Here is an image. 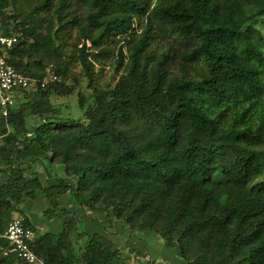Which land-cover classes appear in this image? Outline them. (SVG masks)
Masks as SVG:
<instances>
[{
  "label": "trees",
  "instance_id": "obj_1",
  "mask_svg": "<svg viewBox=\"0 0 264 264\" xmlns=\"http://www.w3.org/2000/svg\"><path fill=\"white\" fill-rule=\"evenodd\" d=\"M16 1L0 0V17ZM53 1L41 0L20 28L15 18L1 24L0 36L17 42L0 46V56L33 85L15 94L7 118L0 109V160L7 166L0 169V237L13 212L43 195L50 206L46 221L65 223L58 232H41L26 219L41 264H125L117 244L90 235L83 221L103 212L132 231L156 233L178 247L187 264H264V156L255 151L264 146V54L254 27L264 19V0H157L154 7V0H89L96 10L88 15L90 28L81 30L77 59L89 79L88 43L123 35L133 48L127 64L119 55L115 86L79 94L78 120L52 106L54 96L66 95L62 84L42 88L47 64L55 67L53 77H67L71 67L58 63L69 0H59L46 34L35 17ZM132 14L148 17L139 36ZM156 29L162 39L196 44L189 52L170 45L157 55ZM169 62L180 74L170 72ZM228 139L236 145L224 143ZM142 175L157 180L150 195L147 185L137 189ZM222 188L224 203L215 198ZM147 206L151 213L139 221ZM77 207L81 218H69ZM0 264L28 263L0 249Z\"/></svg>",
  "mask_w": 264,
  "mask_h": 264
},
{
  "label": "rangeland",
  "instance_id": "obj_2",
  "mask_svg": "<svg viewBox=\"0 0 264 264\" xmlns=\"http://www.w3.org/2000/svg\"><path fill=\"white\" fill-rule=\"evenodd\" d=\"M41 0H17L16 5H11L8 9L4 10L3 16L0 17V35L5 29L1 24L6 22L7 19H16V25L20 28L23 19L26 14L32 11L33 8ZM157 0L153 1V6L156 4ZM59 0H54L52 7H48L46 10L40 11L35 17L41 23L39 27L43 34L47 33L48 27L53 19L57 16L55 14L56 7ZM96 9L92 6L89 0H69L68 6L65 10L66 22H69L67 27L61 30V34L65 37L61 45V49L58 53L62 59L60 64H64V68L71 65L69 68L67 77H57V81L63 85L66 92L65 96H54L52 99V106L59 107L64 111L65 115L69 117L79 119L81 117V111L79 110V94L84 93L85 95H90L96 93L97 90L113 87L118 80V75L116 71L119 68L117 60L120 53H123L124 64H127L130 57V50L133 48V43L127 39V36H111L105 37L97 46L93 43H88V59L94 63V67L91 71L93 77H89L85 74V71L77 62L79 49L82 48L84 40L81 37V30L85 28H90L88 22V15L94 12ZM134 21V28L137 35H141L147 26V16H136L132 14ZM13 21V20H10ZM260 31L263 38L260 50L264 54V19L257 22L254 26ZM92 35L96 36L99 33L97 29H91ZM258 32V31H257ZM153 51L157 55L162 54L167 51L169 46H173L175 49L180 50V52H189L196 44V42L189 38L165 37V39L160 38L162 33L156 29L153 35ZM254 34V38H256ZM235 48L240 51L241 44L237 43ZM53 61H56L53 59ZM46 63V61H43ZM260 66L258 63H254ZM167 67H170V72L176 75L180 74L177 67L169 62ZM262 68V66H261ZM264 68V66H263ZM48 78L45 80L48 83H52L55 67L53 65L47 64L46 66ZM124 67L120 68L122 72ZM188 131V129H183L182 133ZM199 137L204 138L202 135ZM224 143L227 145L234 146L236 143L234 140L228 139ZM2 145V139H0V146ZM179 146H176L178 149ZM164 149V148H163ZM161 149L164 152L166 149ZM168 149V148H167ZM168 151H170L168 149ZM255 151L259 156H264V146L256 147ZM225 161L230 159L229 154L224 155ZM7 168L4 161L0 160V169ZM53 172L57 170H52ZM38 172L41 177L44 176V170L42 167L38 166ZM59 173H62V169H58ZM5 175L0 173V185L5 182ZM44 179V177H43ZM75 182L77 180H74ZM264 181V180H262ZM139 184L137 189L142 188L144 185L148 187L144 190V193L150 195L158 186L157 180L154 177L139 176L136 180ZM209 191H205L203 195L206 197ZM227 190L225 188L215 191V198L219 199L222 203L225 202ZM66 202H64L65 204ZM63 204V205H64ZM66 205V204H65ZM50 208L49 203L43 195L38 196V198L33 200H27L20 209H17L12 214V219L24 218L30 219L36 227L41 230V232H58L62 229L64 221L62 222H51L46 221L44 217V212ZM89 214L90 210H86ZM76 214L69 216L71 219H80L82 210L81 208L76 209ZM151 210L144 208L139 210L137 213V219L139 221H144L148 218V214ZM68 221V218L66 222ZM87 223V228L91 232L90 235L95 233H101L109 239L113 240L117 246L121 249L123 256L126 258L125 264H187L185 260L180 255V249L178 247L172 248L166 245L164 239L153 232L139 233L132 231L125 223H121L116 220V217L110 213L108 216L106 213H97L86 216L83 219ZM109 221H112V225H108ZM35 237V236H34ZM247 249V248H246ZM77 254H79V248L76 245ZM41 264V263H38Z\"/></svg>",
  "mask_w": 264,
  "mask_h": 264
},
{
  "label": "built area",
  "instance_id": "obj_3",
  "mask_svg": "<svg viewBox=\"0 0 264 264\" xmlns=\"http://www.w3.org/2000/svg\"><path fill=\"white\" fill-rule=\"evenodd\" d=\"M17 42L16 38L0 36V46L7 49ZM57 77L52 82L57 81ZM48 82H42V88H46ZM33 81L20 73L12 66L5 56H0V109L2 115L7 118L10 109L15 105V94L18 91L30 90ZM26 219H13L4 234L0 237L2 243L0 249L4 256L15 255L28 264L41 263L31 247L34 233L26 228Z\"/></svg>",
  "mask_w": 264,
  "mask_h": 264
}]
</instances>
